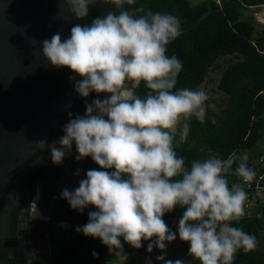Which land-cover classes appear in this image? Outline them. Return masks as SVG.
<instances>
[{"label": "clouds", "instance_id": "1", "mask_svg": "<svg viewBox=\"0 0 264 264\" xmlns=\"http://www.w3.org/2000/svg\"><path fill=\"white\" fill-rule=\"evenodd\" d=\"M64 2L72 15L84 19L97 0ZM111 3L122 9L135 0ZM180 32L177 17L137 8L118 14L109 11L90 25H73L64 40L59 32L44 40L43 57L75 74L70 79L81 97L96 93L97 98L91 103L85 100L82 116L68 113L70 119L58 140L51 144L40 140L37 146L47 147L52 162L59 165L75 145L76 160L91 157L103 169H89L79 186L63 189L61 197L77 211L89 205L97 209L76 231L99 238L110 253H123L121 238L135 249L150 241L146 250L158 249L157 260L185 264L181 259H164L167 243L178 235L199 264H233L238 250L255 251L258 241L230 226L246 215L248 197L242 185L230 187L227 177L235 175L246 184L256 172L248 166L247 154L232 152L226 159L213 154L193 161L190 168L177 155L178 125L192 117L203 122L208 100L203 89L173 91L183 65L175 55H167V46ZM142 82L148 89L144 97L136 91ZM100 94H105L102 99ZM186 136L185 127L181 139ZM177 207L183 213L172 232L163 216ZM25 255L31 264L35 254Z\"/></svg>", "mask_w": 264, "mask_h": 264}, {"label": "trees", "instance_id": "2", "mask_svg": "<svg viewBox=\"0 0 264 264\" xmlns=\"http://www.w3.org/2000/svg\"><path fill=\"white\" fill-rule=\"evenodd\" d=\"M254 6H264V0H220V4L215 0H135L133 5L125 4L122 9L115 8L111 0H97L96 4L89 6V15L81 19L82 25H90L94 18L106 15L109 11L118 14L120 10L134 12L137 8L177 17L181 32L167 46V55H175L183 68L173 91L198 88L210 69L217 65V60L228 57L217 82L218 90L225 95L219 113L206 109L203 122L195 117L187 119L186 139H181L183 130L182 134L176 133L175 150L178 156L185 159L186 167L190 168L193 161H203L213 154L221 159H226L232 152L247 154L248 160L255 158L257 145L264 140V29L257 30L255 21L243 17L244 10ZM136 91L144 97L148 89L142 82ZM104 95L100 94L99 98L102 99ZM95 98L96 93H91L87 98L78 95L68 111L60 115L58 127L51 130L46 141L51 144L58 140L63 135V125L70 119L68 113L82 116L85 100L91 103ZM56 146L59 147L58 144ZM40 154L34 168L24 179L30 197L36 185H40L35 213L45 216L41 234L47 241L49 257L46 262H42V254L38 252L34 256L35 264H126L121 260L126 253L124 248L122 254L111 256L99 238L94 239L76 231L77 226L88 222V213L97 210L94 206L89 205L81 212L72 209L61 196L52 198L64 173L74 171L77 165L81 164L88 170L103 169L91 157L76 160L75 145L71 155H66L59 165L52 162L47 147L40 150ZM235 167L233 165V169ZM238 178L229 175V186ZM20 209L19 205L12 208L9 228L13 234ZM182 213L183 209L177 207L163 216L172 232L177 231ZM230 226L242 228L254 235L257 241L263 231L255 219H240L239 222H230ZM7 242L11 244L14 240L9 239ZM149 242L144 241V246L137 250L146 254ZM180 242L183 255L179 259L185 264H199L188 254V243ZM6 246L0 249L3 264H28L23 255L9 257ZM155 250L158 249H153L151 258L157 264ZM93 252L98 253V256H93ZM233 264H264V249L257 246L255 251L247 253L243 249L238 250Z\"/></svg>", "mask_w": 264, "mask_h": 264}, {"label": "water", "instance_id": "3", "mask_svg": "<svg viewBox=\"0 0 264 264\" xmlns=\"http://www.w3.org/2000/svg\"><path fill=\"white\" fill-rule=\"evenodd\" d=\"M76 24L81 19L64 0H0V249L11 235V209L24 193V179L41 156L37 141L47 140L79 95L70 79L75 74L52 66L42 42L57 32L68 38ZM17 243L9 257L32 252L23 230Z\"/></svg>", "mask_w": 264, "mask_h": 264}, {"label": "rangeland", "instance_id": "4", "mask_svg": "<svg viewBox=\"0 0 264 264\" xmlns=\"http://www.w3.org/2000/svg\"><path fill=\"white\" fill-rule=\"evenodd\" d=\"M244 18L252 19L256 22V29L262 30L264 29V6L248 8L244 10ZM228 57H223L217 60V65H214L206 77L205 81L196 89H203L207 95L208 100L205 102V109H211L214 113H219L220 108L222 105V99L224 98V93L218 90L217 82L222 73L223 68L225 67L226 61ZM186 127V120H182L180 125H178L177 133L182 134L184 128ZM183 130V131H181ZM68 155V154H66ZM71 155V154H70ZM77 171L79 174L77 175ZM88 171L83 165L79 164L76 166V169L72 172H67V183L69 184V188H77L79 186V181L81 179L86 178V172ZM36 208V207H35ZM33 223H32V237H33V246L35 247V251L41 252L42 254V262H46L49 257V248L47 241L45 240L44 236L41 234V225L43 220L45 219L44 215H39L35 213V210L31 214ZM123 248L126 250V253L121 257L122 262L126 264H141L145 262V258L147 255L151 256V252L149 253L146 251V254L140 252L135 248L129 246L126 242L123 241ZM167 243V242H166ZM182 244L177 237L171 243H167L166 254L164 256L165 260H177L183 255L182 251ZM258 246L264 249V231L260 232L259 239H258ZM114 254L111 253V256ZM152 259V258H151ZM141 262V263H140ZM157 264H164V261L157 260Z\"/></svg>", "mask_w": 264, "mask_h": 264}, {"label": "built area", "instance_id": "5", "mask_svg": "<svg viewBox=\"0 0 264 264\" xmlns=\"http://www.w3.org/2000/svg\"><path fill=\"white\" fill-rule=\"evenodd\" d=\"M192 1L195 2L198 0ZM215 1L220 4V0ZM257 147V154L255 158H251L247 161L248 166L256 172L255 178L246 184L238 178L233 184L242 185L248 197L245 202L246 215L241 219L257 220L264 231V140L259 142ZM65 174L67 175V172L64 173V175ZM64 175L59 181L56 191L52 195L53 199L59 198L62 190L65 188L69 191L74 190V188H69V184L67 183L68 178L67 176L64 177ZM142 264L155 263L151 257L147 255L145 262Z\"/></svg>", "mask_w": 264, "mask_h": 264}, {"label": "flooded vegetation", "instance_id": "6", "mask_svg": "<svg viewBox=\"0 0 264 264\" xmlns=\"http://www.w3.org/2000/svg\"><path fill=\"white\" fill-rule=\"evenodd\" d=\"M254 7H259V6H254ZM251 8H253V7H251ZM39 190H40V185L37 184L36 187H35L34 194L32 195V197H30V191L27 188H25L24 193L18 199V202L19 203L17 204V206L18 205L20 206V208H21L20 209V212L21 213H20V215L17 218V224H16L17 226H16V229H15L14 234L10 230L11 235L5 241L4 246L7 245L6 246L7 255H8L9 249L11 247H16L18 245V243H17V232H18V230H23L24 237L26 235H28V237H29V243H30L31 248H32V252H30V253H34V254H37L38 253L37 250L35 251V249H34L35 247L33 246V242L34 241H33V237H32V234H31L32 231H33V229H32L33 220H32L31 214L35 210V207H36V204H37V200L39 198ZM11 212H12V209H11ZM10 216H11V214H10ZM10 221H11V217L9 219V222ZM8 226H9V223H8ZM9 239H13L14 242L11 243V244H8L7 241ZM23 256H25L27 258V262H28L29 257L27 255H23ZM34 256L32 257L31 264H35ZM2 264H3V262H2Z\"/></svg>", "mask_w": 264, "mask_h": 264}]
</instances>
